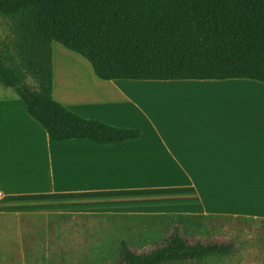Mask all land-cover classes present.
Wrapping results in <instances>:
<instances>
[{
	"label": "crops",
	"instance_id": "0c3cea01",
	"mask_svg": "<svg viewBox=\"0 0 264 264\" xmlns=\"http://www.w3.org/2000/svg\"><path fill=\"white\" fill-rule=\"evenodd\" d=\"M54 50V98L141 138L54 142L26 104L0 88V215L67 218L75 222L69 229L114 237L137 236L142 223L165 217L264 220L263 83L139 81L149 82L140 88L95 75L100 87L62 89Z\"/></svg>",
	"mask_w": 264,
	"mask_h": 264
},
{
	"label": "trees",
	"instance_id": "16d2710c",
	"mask_svg": "<svg viewBox=\"0 0 264 264\" xmlns=\"http://www.w3.org/2000/svg\"><path fill=\"white\" fill-rule=\"evenodd\" d=\"M14 52L0 50V84L13 90L54 142L118 145L137 130L86 120L53 94V44L81 55L103 81L252 80L264 84V0H0ZM32 78L37 87L28 83ZM172 234L144 253L126 241L115 264H206L232 244Z\"/></svg>",
	"mask_w": 264,
	"mask_h": 264
},
{
	"label": "rangeland",
	"instance_id": "374dc122",
	"mask_svg": "<svg viewBox=\"0 0 264 264\" xmlns=\"http://www.w3.org/2000/svg\"><path fill=\"white\" fill-rule=\"evenodd\" d=\"M14 40V25L0 16V50L9 46L11 53L14 52ZM54 46L56 66L78 64L77 58L87 66L93 78V81L88 82L89 87L100 85L92 67L81 55L65 49L69 56H62L59 50L64 47L59 43H54ZM72 80H67L64 86L78 90L86 88L80 87L78 79L74 82ZM28 83L33 88L37 87L30 77ZM133 83L146 88L143 84L149 82ZM57 84L63 87L59 78ZM0 88L6 89L5 93L14 95L13 90L4 85L0 84ZM259 95L264 98V94ZM51 217L29 216L20 219L13 215H0V264H115L121 254L123 241L137 253L147 252L172 234L179 221L171 217L147 220L142 223L147 228L137 236L114 237L91 235L92 231L88 230L69 229L70 225L75 224L73 220L70 222L67 218ZM181 229L183 238L190 244L226 243L234 246L232 254L206 264H264V220L190 218L183 220Z\"/></svg>",
	"mask_w": 264,
	"mask_h": 264
},
{
	"label": "bare ground",
	"instance_id": "6f19581e",
	"mask_svg": "<svg viewBox=\"0 0 264 264\" xmlns=\"http://www.w3.org/2000/svg\"><path fill=\"white\" fill-rule=\"evenodd\" d=\"M76 61L78 62V64H61L57 66V74H58V78L60 79V81L63 83V87L61 88H68L66 86H64V84L66 83L67 80L69 79H73L72 82L75 81V79H78L80 83V87H86V88H91L89 87V81H93V78L87 68L86 65L83 64V62H81V60L76 58ZM64 62V61H63ZM75 87H77V84L75 85ZM74 88V87H72ZM262 94H264L262 92Z\"/></svg>",
	"mask_w": 264,
	"mask_h": 264
}]
</instances>
